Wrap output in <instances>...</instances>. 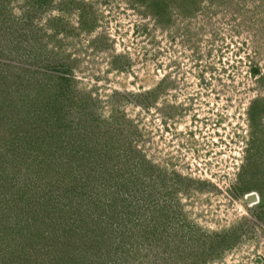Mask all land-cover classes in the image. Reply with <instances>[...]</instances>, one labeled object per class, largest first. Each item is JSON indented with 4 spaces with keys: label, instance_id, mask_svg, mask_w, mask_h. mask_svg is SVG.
I'll return each instance as SVG.
<instances>
[{
    "label": "rangeland",
    "instance_id": "rangeland-1",
    "mask_svg": "<svg viewBox=\"0 0 264 264\" xmlns=\"http://www.w3.org/2000/svg\"><path fill=\"white\" fill-rule=\"evenodd\" d=\"M261 218L264 0H0V264H250Z\"/></svg>",
    "mask_w": 264,
    "mask_h": 264
},
{
    "label": "trees",
    "instance_id": "trees-1",
    "mask_svg": "<svg viewBox=\"0 0 264 264\" xmlns=\"http://www.w3.org/2000/svg\"><path fill=\"white\" fill-rule=\"evenodd\" d=\"M12 221V220H11ZM42 231H40V232H37L38 234H40ZM17 236V235H16ZM43 236V234H40V237H42ZM58 239H56V243H57V241H65L64 239V237H57ZM61 238H64V239H61ZM56 243H55V245H56ZM18 245V251H19V254H22L23 252L21 251L20 252V249H23V251L24 252H26V251H28V244L26 243V244H21V243H17ZM44 252H46V250H44ZM45 255H46V253H44ZM47 259V258H46ZM37 262H39V260L37 261ZM49 264H52L53 262H54V259H51V258H49ZM92 263V262H91Z\"/></svg>",
    "mask_w": 264,
    "mask_h": 264
},
{
    "label": "built area",
    "instance_id": "built-area-1",
    "mask_svg": "<svg viewBox=\"0 0 264 264\" xmlns=\"http://www.w3.org/2000/svg\"><path fill=\"white\" fill-rule=\"evenodd\" d=\"M252 257L250 264H264V252L262 250H258L257 254H254Z\"/></svg>",
    "mask_w": 264,
    "mask_h": 264
},
{
    "label": "water",
    "instance_id": "water-1",
    "mask_svg": "<svg viewBox=\"0 0 264 264\" xmlns=\"http://www.w3.org/2000/svg\"><path fill=\"white\" fill-rule=\"evenodd\" d=\"M248 202H254L258 199V194L255 192H251L247 196Z\"/></svg>",
    "mask_w": 264,
    "mask_h": 264
},
{
    "label": "flooded vegetation",
    "instance_id": "flooded-vegetation-1",
    "mask_svg": "<svg viewBox=\"0 0 264 264\" xmlns=\"http://www.w3.org/2000/svg\"><path fill=\"white\" fill-rule=\"evenodd\" d=\"M261 173V172H260ZM256 193V192H255ZM258 193V192H257ZM259 195V194H258ZM246 200H247V202H248V199L246 198ZM249 204H251V205H253L254 204V202H248ZM261 220H263L264 221V219H262L261 218Z\"/></svg>",
    "mask_w": 264,
    "mask_h": 264
},
{
    "label": "clouds",
    "instance_id": "clouds-1",
    "mask_svg": "<svg viewBox=\"0 0 264 264\" xmlns=\"http://www.w3.org/2000/svg\"><path fill=\"white\" fill-rule=\"evenodd\" d=\"M257 193V192H256ZM258 194V193H257Z\"/></svg>",
    "mask_w": 264,
    "mask_h": 264
}]
</instances>
